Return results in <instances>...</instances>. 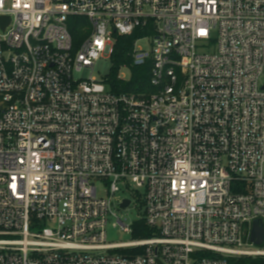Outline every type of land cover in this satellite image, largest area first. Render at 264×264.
Here are the masks:
<instances>
[{
    "label": "built area",
    "instance_id": "obj_1",
    "mask_svg": "<svg viewBox=\"0 0 264 264\" xmlns=\"http://www.w3.org/2000/svg\"><path fill=\"white\" fill-rule=\"evenodd\" d=\"M73 16L90 25L79 47ZM147 25L132 59L152 61L156 92L75 78ZM126 199L153 235L111 243ZM256 220L264 0H0V264H239L264 258Z\"/></svg>",
    "mask_w": 264,
    "mask_h": 264
},
{
    "label": "trees",
    "instance_id": "obj_2",
    "mask_svg": "<svg viewBox=\"0 0 264 264\" xmlns=\"http://www.w3.org/2000/svg\"><path fill=\"white\" fill-rule=\"evenodd\" d=\"M86 21V18L82 16H73L69 19V28L74 40L77 34L80 33L81 24H84ZM150 35H155L154 25L137 27L130 35L120 36L115 34L114 49L111 55L113 66L107 79L113 93L134 94L138 96L149 95L158 90L151 83L152 61L149 60L142 66H136L133 65L132 59L135 42L140 38ZM123 66L128 67L131 71L129 79L118 78V73ZM132 230L134 239L148 238L153 235L152 230L142 219L134 222ZM240 261L239 264H264V258H243Z\"/></svg>",
    "mask_w": 264,
    "mask_h": 264
},
{
    "label": "rangeland",
    "instance_id": "obj_3",
    "mask_svg": "<svg viewBox=\"0 0 264 264\" xmlns=\"http://www.w3.org/2000/svg\"><path fill=\"white\" fill-rule=\"evenodd\" d=\"M88 27L90 28L88 21H86L84 24H81L80 33L77 34L76 39L74 40L75 47H79L81 45L82 41L86 37L85 31ZM138 45L147 49L149 47V41L145 39L141 40L138 42ZM112 66L111 57L100 58L96 61L92 69H82V71L74 73V76L75 78L89 79L92 75L96 79H100L101 77L108 76L111 73ZM121 73L125 79H129L131 76V71L129 68H122ZM97 185L99 187V192L102 193L103 188L99 183H97ZM119 196L122 199L125 197L132 198L128 192L123 191L119 193ZM143 212L144 207H142V205L135 199H133V203L128 208H121L117 203L115 207L116 215L109 218V222L106 227L108 241L111 243H120L134 240L132 233L124 231L119 224H117V226H114L113 224L117 223L118 220H121L125 225H130L138 221Z\"/></svg>",
    "mask_w": 264,
    "mask_h": 264
},
{
    "label": "water",
    "instance_id": "obj_4",
    "mask_svg": "<svg viewBox=\"0 0 264 264\" xmlns=\"http://www.w3.org/2000/svg\"><path fill=\"white\" fill-rule=\"evenodd\" d=\"M2 23L5 22L4 18H2ZM5 26V25H2ZM130 204V200L126 199L124 200V202L122 203L121 207L122 208H127ZM263 238H264V230L262 225H260L259 221H255L254 222V227H253V231H252V237L251 240L256 244V245H260L263 242Z\"/></svg>",
    "mask_w": 264,
    "mask_h": 264
}]
</instances>
